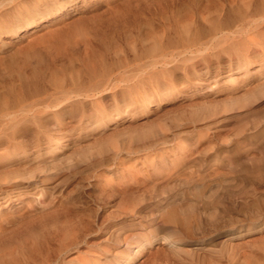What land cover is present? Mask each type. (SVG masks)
Returning <instances> with one entry per match:
<instances>
[{
	"label": "rangeland",
	"instance_id": "1",
	"mask_svg": "<svg viewBox=\"0 0 264 264\" xmlns=\"http://www.w3.org/2000/svg\"><path fill=\"white\" fill-rule=\"evenodd\" d=\"M177 1L0 0V217L58 216L25 240L53 234L46 264H117L172 201L196 231L133 264H264V0ZM82 24L114 32L95 76L39 62L45 32ZM214 169L196 200L189 172Z\"/></svg>",
	"mask_w": 264,
	"mask_h": 264
},
{
	"label": "bare ground",
	"instance_id": "2",
	"mask_svg": "<svg viewBox=\"0 0 264 264\" xmlns=\"http://www.w3.org/2000/svg\"><path fill=\"white\" fill-rule=\"evenodd\" d=\"M167 1L169 3H171L172 1L173 4L177 0H166L165 4L168 3ZM187 1L193 2L195 0H187ZM177 2L183 4L185 1L178 0ZM149 3L146 4L147 7L151 6ZM164 5L162 6L161 4L162 7H164ZM148 9L149 8L145 10L148 11ZM136 17H138V15ZM32 23L34 22L30 21L26 24L25 31L31 30L32 28L38 26L37 25L30 27ZM102 25L82 24L80 26H76L68 30H55L57 28H54V30L51 31L49 29L51 32L48 33L45 32V35L42 36V38L39 41H37L38 43L41 44V46L36 45L38 49H36V52L33 53L37 57V59H39V62L41 61V63L43 61L47 62L49 59L52 61H58V60L62 61L64 62L63 64L72 65V68L73 66L78 64V66H81L82 70L85 71L83 73L85 76H95L103 61L104 49L108 46V44L110 43V41L114 36V32L113 31L111 32L110 30L107 29L108 26L105 25L102 26ZM20 28L21 26L17 27L16 31L20 30ZM16 31H13V33H15ZM250 38L252 39L253 43L258 44V42L254 39V37L253 38L250 37ZM46 56H48V58ZM245 63H247V61ZM170 69H171L170 67L164 68V71L168 72L170 71ZM82 80L83 77L78 76V79L76 80V84L80 82L82 83L83 82ZM182 149L183 147H180L178 151L176 150L174 151V155H178V156L176 157L175 160L172 161L171 163L172 165H177L187 157H190V155L187 153V150L184 149V151L182 152ZM189 174L190 177L192 178L198 177V179H194V183L196 182L193 188L195 199L201 202L208 203L205 195L206 194L205 189L207 187V183L209 182L216 183V181L220 179L222 172H220L218 169H214L212 172L206 174H200V173L196 174L194 170H191ZM145 176L149 177L150 174H147ZM8 181L11 180L8 179ZM2 187L3 186L0 185V199L2 198L5 199L4 198L5 196H1V192L6 191L8 192L7 195H10L13 189L11 188L7 190L6 188L4 190ZM16 198L17 199L20 198L19 195ZM208 198L211 197L208 196ZM45 206L44 208L47 207ZM60 206L64 207L63 209H66L65 204L61 203ZM47 209L37 210L34 207L31 210H27L24 212H20V211H16L13 213L10 212L5 216L0 217V264H46L48 262L49 256L47 254L50 249L49 243L51 241V238L53 237L52 236L53 234L50 235V234L42 233L41 238L36 240L33 244V247L31 248L25 245L26 244L25 240L28 238L27 236L29 234H32L34 232L38 233L40 230H37V228L40 229L41 227L43 229L47 224H49L47 222L48 216L50 220L56 218L54 213H52V210L49 209L47 210ZM50 212L53 214L52 216H50L51 214ZM193 214L194 212L192 213V208L189 207L188 210L182 209L177 201L165 203L164 205L161 206V209L159 211L155 212V216L149 219V225H148L149 234L145 235L142 239L133 241L135 242L134 248H130V246L133 245V242L132 241L128 242L126 244L127 250L124 253L125 256L122 255L121 256L122 260L117 264H133L142 254H144L146 250H148V247L150 245H152L155 241H158L159 239L162 242L159 245V247L161 248L164 247L163 245L169 244L171 245L170 247H173L172 249L174 251L181 249L182 246L180 247V245H177V243L181 242L182 238L181 237L178 238V235L188 236L194 233V231H196ZM161 223L163 224L166 223L173 226L174 230L166 229L165 227H163ZM72 230L73 229L71 228L67 229V232L63 234L64 238L69 237L72 233ZM68 239L70 240V242L67 244L66 247H69L71 244L77 243L75 242L73 237ZM235 247H236L235 243H233L232 241L230 242V244L229 243L227 244V248L229 250H233ZM96 259L98 258L94 257V259L90 261H86L85 264H94L96 263Z\"/></svg>",
	"mask_w": 264,
	"mask_h": 264
}]
</instances>
